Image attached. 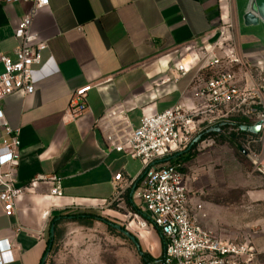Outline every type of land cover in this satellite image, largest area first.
Returning a JSON list of instances; mask_svg holds the SVG:
<instances>
[{"label":"crops","instance_id":"0c3cea01","mask_svg":"<svg viewBox=\"0 0 264 264\" xmlns=\"http://www.w3.org/2000/svg\"><path fill=\"white\" fill-rule=\"evenodd\" d=\"M30 7L24 1L0 0V73L1 56L15 57L19 45L15 31ZM231 20L237 21L236 1L229 0H50L38 11L32 31L46 47L34 67V92L18 91L3 103L5 121L18 130L21 140L14 178L23 188L12 216L0 205V240L12 247L2 254L4 264H41L55 215L75 205L117 199L122 204L127 192L131 200V183L140 179L144 162L109 149L106 137L119 140L139 127L144 112H163L180 103L195 106L197 91L207 78L203 71L211 69L209 61L232 50L231 33L222 28ZM245 55L258 63L262 60L255 49H245ZM178 62L185 64V75L177 70ZM263 65L252 69L260 84ZM85 84L93 86L89 109L71 120L67 112L72 93ZM220 123L202 117L194 130L203 133ZM5 134L0 123V142ZM220 135L213 130L190 149L168 157L181 166L191 192V213L204 227L209 226L208 212L203 211L201 194L215 175ZM41 174L56 175L63 195H51V182L29 184ZM118 174L121 180L114 179ZM248 197L264 199V188L248 191ZM140 215L150 222L149 229L161 234L150 218ZM243 239L256 246L251 238Z\"/></svg>","mask_w":264,"mask_h":264},{"label":"built area","instance_id":"2783aa9c","mask_svg":"<svg viewBox=\"0 0 264 264\" xmlns=\"http://www.w3.org/2000/svg\"><path fill=\"white\" fill-rule=\"evenodd\" d=\"M5 1L31 4L15 31L19 41L15 57L1 56L4 69L0 73V123L6 134L0 142V167L7 166L9 170L0 171V205L8 216H12L15 201L23 193V188L16 185L14 178L21 140L18 130L5 121L3 103L18 91L34 92L33 71L41 61V51L46 43L32 31V23L38 11L48 6L50 0ZM229 1L234 4L235 0ZM222 28L231 33L229 42L232 50L222 57L215 54L209 61L208 66L216 71L200 85L195 106L186 107L180 103L163 112H144L139 127L124 132L119 140L113 135L106 137L109 149L130 154L144 162L143 177L141 175L140 181L134 185L131 183L136 185L132 198L135 205L147 211L145 217L151 219V225L161 231L165 240L162 264H254L260 254L251 240L223 239L196 221L190 210L191 192L186 176L179 164L167 160L173 153L188 148L194 140L199 141L203 135L213 131L211 129L215 127L196 133L195 124L202 117L219 120L218 128L230 133L224 126L232 117L246 116L252 124L245 126H261L258 139L254 140L260 143V151H248V156L259 172L258 165H264V87L255 81L252 70L256 67L261 69L260 64L264 61L262 59L258 63L245 55L236 20L225 23ZM211 52L214 53V49ZM176 68L181 75L187 72L183 62L176 63ZM92 88L91 84H85L74 90L67 112L69 119L75 120L88 111V94ZM123 124L128 126L129 122L125 120ZM114 179L121 180L122 175L118 174ZM40 182L52 183L51 195H63L56 175L41 174L29 184L36 187ZM142 220L143 227L150 225L148 220ZM11 248L7 240H0V264H4L2 254Z\"/></svg>","mask_w":264,"mask_h":264},{"label":"rangeland","instance_id":"374dc122","mask_svg":"<svg viewBox=\"0 0 264 264\" xmlns=\"http://www.w3.org/2000/svg\"><path fill=\"white\" fill-rule=\"evenodd\" d=\"M261 75L264 87L263 71ZM226 134H223L226 139L221 138L216 143L219 151L215 175L202 189L203 211L208 212L209 226L206 227L225 239L251 238L261 251L255 264H264V199L248 197V191L264 188V176L245 154L255 149ZM129 201L126 199L121 204L117 199L102 204L75 205L62 213L60 221L54 224L51 248L42 264H162L161 234L149 229V225L143 227L138 211L143 216L147 211ZM52 226L51 222L50 230ZM117 226L136 236L140 249ZM146 239L154 243L155 248ZM149 256L154 260L150 261Z\"/></svg>","mask_w":264,"mask_h":264},{"label":"water","instance_id":"95a60500","mask_svg":"<svg viewBox=\"0 0 264 264\" xmlns=\"http://www.w3.org/2000/svg\"><path fill=\"white\" fill-rule=\"evenodd\" d=\"M235 1H236L237 24H238L239 39L241 46L244 50L248 48L255 49L261 54L262 59L264 61V0H235ZM242 128L254 134H258L260 132L261 126L260 125L251 126V127L243 126ZM211 130H216L222 134L227 135L226 132H222V130L218 127L213 128ZM209 131L210 130L206 132ZM197 141H198L197 139L194 140L190 144L188 149H190ZM241 150L244 151L243 147H241ZM245 154L248 155L249 154L248 151H245ZM249 158L252 160L251 157ZM167 160L170 159L168 158ZM258 169L264 175V165L259 164ZM135 187L136 185L130 191L131 200ZM117 228L121 230L126 236H128L132 240V242L137 246V248L140 249V242L138 241L136 236L132 235L126 229H122L120 226H117ZM50 231H51L50 245L47 253L44 256V259L51 248V244L54 236V224L51 227ZM43 262L44 260L42 261V263Z\"/></svg>","mask_w":264,"mask_h":264},{"label":"trees","instance_id":"16d2710c","mask_svg":"<svg viewBox=\"0 0 264 264\" xmlns=\"http://www.w3.org/2000/svg\"><path fill=\"white\" fill-rule=\"evenodd\" d=\"M216 71V69H206L203 71L204 75L208 78L210 77V75L214 74ZM261 109V106L259 107ZM252 121L251 119H249L246 116H234L232 117L230 123H227L224 128H226L227 130L229 128H231V130L229 131L230 135L233 136L235 138V140H237L238 142H242L244 144L249 143L251 147H253L256 152L260 151V143L258 141H254L258 139L257 134H253L247 130H244L242 127L245 125H251ZM220 138L226 139L224 135H220ZM141 179V177H140ZM140 179L137 181L139 182ZM128 193L126 194V198H127V202L130 203L129 198H128ZM141 213V211H138ZM60 216L61 215H55L54 218L52 219V223L55 224V226L57 225V223L60 221ZM161 232V231H160ZM49 245H50V238L48 240V246L46 249L45 254L47 253L48 249H49ZM149 260L153 261L154 259L149 256ZM42 264V263H41Z\"/></svg>","mask_w":264,"mask_h":264},{"label":"bare ground","instance_id":"6f19581e","mask_svg":"<svg viewBox=\"0 0 264 264\" xmlns=\"http://www.w3.org/2000/svg\"><path fill=\"white\" fill-rule=\"evenodd\" d=\"M147 229V228H146Z\"/></svg>","mask_w":264,"mask_h":264}]
</instances>
